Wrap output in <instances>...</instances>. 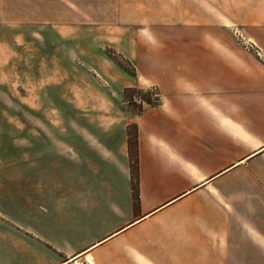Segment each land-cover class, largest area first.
I'll return each instance as SVG.
<instances>
[{"label":"rangeland","instance_id":"obj_1","mask_svg":"<svg viewBox=\"0 0 264 264\" xmlns=\"http://www.w3.org/2000/svg\"><path fill=\"white\" fill-rule=\"evenodd\" d=\"M131 3L0 0V259L8 264L45 263L28 258L38 243L47 246L33 237L45 227L33 218L49 206L82 216L54 226L56 236L71 235L58 237L60 245L97 233L93 204L112 183L100 173H117L116 188L136 198L139 157L137 164L128 138L139 137L168 98L193 91L192 38L142 20ZM250 41L244 45L259 60Z\"/></svg>","mask_w":264,"mask_h":264},{"label":"crops","instance_id":"obj_2","mask_svg":"<svg viewBox=\"0 0 264 264\" xmlns=\"http://www.w3.org/2000/svg\"><path fill=\"white\" fill-rule=\"evenodd\" d=\"M131 2L142 20L167 22L166 30L192 38L193 91L168 98L172 104L162 103L138 127L137 197L116 188L117 173H100V181L112 182L100 186L102 204H93L100 230L75 247L60 245L54 226L82 216L72 205L64 212L49 206L33 218L34 227L45 224L33 237L47 246L38 243L28 259L264 264V63L244 45L251 40L264 52V0ZM112 154L122 151L113 147ZM64 236L71 237L68 230Z\"/></svg>","mask_w":264,"mask_h":264},{"label":"trees","instance_id":"obj_3","mask_svg":"<svg viewBox=\"0 0 264 264\" xmlns=\"http://www.w3.org/2000/svg\"><path fill=\"white\" fill-rule=\"evenodd\" d=\"M135 91H139L140 89H135ZM148 93V92H147ZM150 93V92H149ZM148 93V94H149ZM151 94V93H150ZM159 95V94H157ZM158 97V96H157ZM141 98L145 101H147L148 103H152V97L150 95H147V96H141ZM159 100V98H158ZM142 110V108H141ZM140 110V111H141ZM131 124L128 125V129L130 128ZM136 130L138 129L137 126H135ZM128 145H129V148L131 150L132 153H134L133 155L135 156V159L137 161V164H138V157H139V146H138V137L135 136V138H128ZM137 197V196H136Z\"/></svg>","mask_w":264,"mask_h":264},{"label":"built area","instance_id":"obj_4","mask_svg":"<svg viewBox=\"0 0 264 264\" xmlns=\"http://www.w3.org/2000/svg\"><path fill=\"white\" fill-rule=\"evenodd\" d=\"M249 47L255 48L254 52L256 53V55L259 58V60L263 62V60H264V52L262 51V49L257 44H255L252 41H250Z\"/></svg>","mask_w":264,"mask_h":264}]
</instances>
